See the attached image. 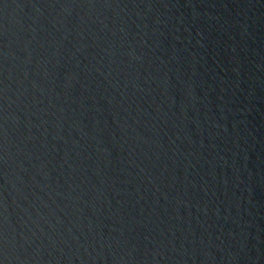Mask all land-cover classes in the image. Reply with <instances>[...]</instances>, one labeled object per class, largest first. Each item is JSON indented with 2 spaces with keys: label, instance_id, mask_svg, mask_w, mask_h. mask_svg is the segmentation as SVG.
I'll list each match as a JSON object with an SVG mask.
<instances>
[{
  "label": "water",
  "instance_id": "95a60500",
  "mask_svg": "<svg viewBox=\"0 0 264 264\" xmlns=\"http://www.w3.org/2000/svg\"><path fill=\"white\" fill-rule=\"evenodd\" d=\"M0 264H264V0H0Z\"/></svg>",
  "mask_w": 264,
  "mask_h": 264
}]
</instances>
